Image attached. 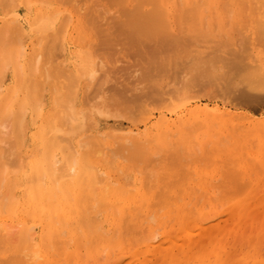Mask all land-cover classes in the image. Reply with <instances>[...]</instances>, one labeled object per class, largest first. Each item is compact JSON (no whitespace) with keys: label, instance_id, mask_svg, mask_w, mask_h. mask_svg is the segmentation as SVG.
<instances>
[{"label":"rangeland","instance_id":"rangeland-1","mask_svg":"<svg viewBox=\"0 0 264 264\" xmlns=\"http://www.w3.org/2000/svg\"><path fill=\"white\" fill-rule=\"evenodd\" d=\"M109 1L110 0H78V1L76 0H72V1L71 0H9V1L2 3L0 0V31L2 30L0 32V47H1L0 48V51H1L0 66H2L6 58L7 60L8 59L10 60V62L7 60L4 62L3 66L7 63L4 66V68L3 66L0 67V70H1L2 68L5 69V67L8 65L6 67L4 80L3 81L0 80V84H1L0 88L3 87L4 85V87L0 89V107L2 106V108L0 109V114H2L3 112V116L0 115V122H1L0 125L5 122L4 120H6V117H10V115H8L7 113L9 112L10 109L16 110V108L19 107L20 103L24 102L23 98H21L24 95L27 96V95L32 94L33 96H35L37 94V96L35 97L40 98L41 94H43L44 90H46L44 99L45 101H47V104L45 105V107H43L46 109L40 110V111H43L44 116L43 117L38 116V121H36L35 127L31 128L32 130L29 129L28 133L24 135L23 138H20V141H18L17 138L15 139L14 137L15 134L12 133L13 131L12 126L10 127L11 128L10 129L9 128L10 125L8 127L6 125L4 132L0 131V140H1L0 152L2 154L6 153V155L5 154L2 155L0 153V191H1L0 192L1 194L0 204H6L4 209L7 208L6 210H4L3 214L0 213V224L3 221L7 229L6 227L1 226L0 233L2 235L6 234L4 232V228L8 231V232L6 231L7 233L10 232V235H8V239L6 237L7 235L6 236L3 235L5 237L6 242L5 240L3 241V239L1 238V240L5 243L0 246H3L2 249L5 248L6 250H8L9 248L10 252L6 251L7 253L9 252L8 255L12 254L10 255L9 258L16 255L18 262L15 257L11 258L15 260L13 262V260H10L8 259V257H6L8 255L4 256L5 254H1V251H0V254L4 258L6 257V259L4 260L8 259L10 261L9 264H13V263L15 264L17 263L18 264H62V262L63 264H138L140 261L142 263H139V264H145V263L146 264H155V263L156 264L158 263L159 264H171L172 259H170L169 255L166 256L168 254V250L166 251V248L168 249L169 246L177 244L175 242H178V241H179L178 243H180L181 241L184 242L186 239L185 234L187 231L193 232L194 235H197L198 233L195 232V230H198L199 232L202 230V228L207 229L208 227H210L209 229L212 232L207 229V233L210 232L212 233V235L208 233L211 235L209 236L207 233H205L206 236L202 238L203 242L200 245L201 248L197 250L199 251V253L195 252L194 254L196 258L195 257L191 258L192 255L189 258L190 264H264V101L257 100V101H252V103H250L251 101L246 102L244 100H240L242 99V97L240 96L239 91L241 90V88H243L244 84L245 86H249L248 83L245 80L242 81L241 80L242 77H240V75H235V74L233 75L232 73L234 71L232 70H229L230 74H228L229 72L227 71L228 72L227 73L226 70H228L227 68L230 69V67H227L226 64L222 65L223 63L231 62L232 61L231 58H234V56L239 55L240 57L239 56L238 57L241 59L239 58L238 59L240 61L242 60V62L248 65L251 64L252 67L256 66V68L261 69L259 71L260 73H264L262 72L264 71L262 70L264 69V65H262L264 64V46H262L264 45V43H262L264 42V40H262L264 39V16H262L264 15V13H262L264 12V8H261V7L259 8L258 6L254 5L256 7V8L254 7L256 11L255 10L252 11L253 5H250L248 3L246 5V2L244 3L240 0L237 1L238 3L235 0H216V2L215 0H185V2L184 0L183 1L174 0L175 1L174 7H177V8H175L176 14H173V15L174 16L177 15V17L175 18L174 16H172L174 17L172 19L174 20L175 24L171 23L168 26L169 32L166 31L168 30L167 27L165 28V32L170 33L171 34V35L169 34L170 36L173 35L176 37L178 36L180 37V38L178 37L179 40L181 41L178 43L180 50L179 51L175 50L177 53H175V51L173 52V54L178 55V56L176 55L174 56L175 59L173 58L174 60H176L175 62L173 60L167 64H162L163 65L162 67L161 65H158L157 68L160 67L161 69L162 68L165 69V71H163V69L160 70L159 68V70L162 73L161 74L160 72H158L157 68L153 66V63L150 64L151 62L150 57L149 56L146 57L148 54L147 55L141 54V53L145 54V52L148 53V51L144 52L142 49H145V47L149 46V44H147V46L145 47H142L143 45H140V44L141 43L144 44L145 43L144 41H143L144 43L142 41L141 43H139L140 41L136 40L138 43H135L136 41L133 43L134 41L133 39H132V42L130 41L131 43L129 42L128 44V39L129 37H131V36H128L130 32L129 31L130 27L124 28L123 24H120L122 21L124 22L127 19V18H124L125 17L124 14H123L124 17L122 16L123 18L122 17L120 18V15H121L120 13L122 12L126 13L128 9L129 10L132 9L130 7H134L137 1L136 0H118V1L115 0L116 1L115 3L114 0H111L110 3L112 2L113 3V4L111 3L112 5L108 3ZM183 2L186 3V5L188 4L187 7L183 4ZM6 3H8L9 5H6ZM130 4H133V6L132 5L130 6ZM151 4L152 3L147 5L146 3L145 5H140V7L142 6V8H140V12L142 10L147 11V9L150 8ZM197 4L199 5L202 4L201 11L202 10H205V11L204 12L199 11L198 12L199 15L198 13H196V14H192V16L191 15L185 16V18L183 17L184 18L183 20L180 18L182 16V13H185L191 7H195V5L197 6ZM73 6L75 9L73 8ZM245 7L247 10H245ZM77 8H80L81 12L82 11L84 12L80 14L79 13L80 9L78 10V12L77 11L75 12ZM82 8H84V10H82ZM126 8L128 9L126 10ZM257 9L259 10V12H257L258 11ZM179 11H181V14H179L180 13ZM252 13H253V16H252ZM85 15L87 16L90 15V16L86 17L87 18L86 19L84 17ZM178 15H180V17H178ZM93 16L98 19L96 18L94 19ZM38 18L39 19L44 18V19L40 20L41 21L40 22ZM88 18L89 19L91 18L92 21H95L94 25H98L97 26L98 28L94 26L93 23H90L91 20H89ZM257 18L260 23L257 22ZM37 19L38 21H36ZM50 19H51V22H50ZM169 19H171V17ZM238 20L239 22H237ZM166 21L168 22V20ZM183 22L184 23L188 22V23L184 24ZM233 22H236V24H234ZM33 24H37V25H33ZM90 24H91V27L93 25V27L95 28L93 27L90 28ZM118 24L119 26H122L123 29L121 27L117 28ZM177 24H179L180 26ZM80 25L81 26L86 25V26L81 27ZM99 25L100 26L102 25V26L99 27ZM80 28H83V30ZM126 28L128 30H126ZM10 29L13 32H11ZM112 30H114L116 34ZM8 31H10V33ZM45 31H48V32L50 31V32L49 33L46 32L48 34L46 35ZM81 31H83L84 33L83 32L80 33ZM137 32L138 31H135V36L136 38L138 37V39L140 40L142 36L141 34L138 33L141 36L139 37V35H137ZM6 33L7 34L9 33L10 38L7 37L8 35ZM132 33H130V35ZM259 33L261 34L259 35ZM109 34L113 35V37L108 36ZM114 35L115 36L118 35L119 38L118 37L115 38ZM132 35L134 37V33ZM111 37L113 39L115 38L116 41L113 40ZM106 38L110 41V43L111 42L112 43L110 44L109 42H107L108 40ZM6 39H8L9 44L6 41ZM10 39L11 41H9ZM13 39L15 40L16 44L13 41ZM3 40H5L6 42ZM144 40L146 39L144 38ZM20 41H24L25 52H26L25 60L27 63H25V67L22 66V68L24 69L23 71H21L20 69L18 70L17 68L14 69L15 65L13 64L14 65L13 66L9 64V63H13L14 62L13 60L15 59V56L14 58L12 57L14 54H10L9 48H11L12 46L17 47V45L20 44ZM105 42H107L106 44L108 43L109 44L105 45ZM6 43L8 46L7 45L4 46V44ZM148 43H151V41H149ZM112 44L115 46H112ZM180 44L183 47L182 49L180 48L181 46ZM131 45L132 46L134 45V46L132 47ZM137 46L139 49L137 48ZM113 48L115 50H113ZM127 49L131 51L128 52ZM116 50H118L117 52L120 51L119 52L120 54L116 53ZM6 51H9V53ZM126 51L128 55L131 52L129 56H127V53H123ZM132 52H134L135 54L133 55ZM137 53H140V54H137ZM31 55L32 57H34V60H32L33 58L31 57ZM36 57L40 58V61L37 64V66L33 63L35 62ZM194 57H197V58H194ZM127 58H131V59H127ZM28 60H30L31 62L30 61L28 62ZM192 60H193V63L195 62L194 64L196 65L192 63ZM217 60L218 62H216ZM86 62L87 63L89 62V67H92V69H98V70L94 71L91 69L89 71L90 74L84 75L83 69H81L82 70L81 71L80 68L83 65V63H86ZM207 62H209L208 63L209 65L208 64L205 65V63ZM246 62H249V63H246ZM254 64H258V65H254ZM46 65H48V67ZM204 65L208 68L209 71L207 70L206 67H204ZM220 65L226 66L227 68L223 67V69H221ZM210 67H212L213 70H216V71L213 72L212 68ZM30 68L31 69L33 68L32 71ZM35 68L39 73L35 70ZM25 70H27V72ZM56 71L57 72L59 71V72L57 73ZM34 72L35 73L37 72V74H34ZM91 72H95V73H91ZM45 73H46V76L49 78L47 77L43 78L45 77L44 75ZM146 73L147 74L149 73V74L147 75ZM154 73L156 74V76ZM225 73L229 75L228 78L230 80L233 78L232 80L234 82L232 80H231L232 83L228 82L229 80L227 79L228 75L227 74H226L227 76L224 75ZM158 74L160 75L158 76ZM49 75H52V76L50 77ZM149 75L151 76V78L152 77L155 78L156 82H154V79H153L152 80L153 83H152ZM38 76H39V79H38ZM54 76H58V77L56 78ZM71 77L72 79L73 77H75L74 78L75 80L73 79V82L70 79ZM195 78H197V80ZM76 79L78 80L77 82H75ZM21 81H22V84L24 83L25 85V86L23 85L24 89L17 88L18 84H20ZM39 81H40V84H39ZM235 81L237 83H235ZM183 82L184 83L186 82V83L184 84ZM73 83H76V84H73ZM154 83H157L155 84L156 86H153ZM42 84H43V87H42ZM156 89L158 91H156ZM36 90L38 91L40 90V94ZM259 90L264 92V88H259ZM12 91H14L15 93ZM53 91H56V92L52 93ZM160 91L163 94L160 93ZM63 92L66 93L64 95L65 97L62 95ZM68 93L69 95H67ZM120 93L122 95H120ZM151 93H154V95L158 93L160 97L163 96L162 98L164 99L161 98L163 100L161 104L163 105H160L159 103L161 101V100H158L160 99V97L158 96L159 98L157 99L155 97L157 94L154 97H152L153 94L152 96H150ZM10 95L12 96L14 95V97L12 98V96ZM50 95L51 96L54 95V96L51 97ZM56 95H57L56 98L60 99L61 104L63 103L62 104V106L64 105L63 107L68 105L67 107H65V109H63L62 106H61L62 108L61 109L60 105L58 108L54 106L52 107L51 100ZM154 100L156 101L154 102ZM6 102L8 106L6 105ZM198 105L200 106V108H206V110H204L203 112L198 111V109L194 110L193 108H195V106H198ZM8 107H10L9 110L7 109ZM211 109L212 110L214 109V110L211 111ZM208 110L211 112H209ZM65 111H69V112H65ZM206 112L210 114H207ZM48 114L51 117H49ZM74 114L75 115L77 114L78 117L82 119L83 126H84L82 129L86 128L82 130L81 132L77 130L76 127H73V124L71 123V121L69 122L71 125L67 123L68 121L65 122L66 118L64 115L72 117V115ZM99 115L101 118L99 117ZM52 116H54L56 119ZM240 116L243 118H241ZM158 117L159 119L162 117H165V119H167L170 123H172L174 127L176 126L175 128L173 127L172 129L169 130L168 134L170 136L169 135L168 137L166 136L168 140L165 136H163L162 139L160 137H157L156 139L155 137V134H157L158 133L157 131H159L157 130V127H160L159 126L160 124L155 127L157 120L159 121V119H157ZM51 118L53 119L51 120ZM212 118L213 120H211ZM29 119L31 120V116ZM187 119H189V122H185L187 121ZM183 122H185L183 124L185 125V127L182 124H180ZM66 123L67 125L70 126L69 127L70 129H67L68 126L65 125ZM17 124L18 123H15V125ZM45 124L47 127H45ZM87 124L89 125L93 124L92 125L93 127L88 126ZM187 124L188 126L190 124V126L188 127ZM15 125H14V128H16ZM39 125L42 128L38 129ZM111 125L115 126L116 128H120V129L123 128V130H131V133H132L131 138H133L132 136H135L134 137L135 139L137 137L139 141L141 142L143 141V143L139 142V144L141 143V146L143 145L142 150L145 153L149 150L148 154H145L143 151H141L143 153L139 151L142 154V155L138 154L140 156L139 158V156H136L137 154L133 153V155L131 154L132 157L129 158L131 160L128 161V159L125 158V154L126 156L127 155L130 156V153L132 152L130 149H128L129 151L126 150L127 146L124 144H125V141L127 142L129 141V138L128 140H125V138H123L125 140L123 141V145L126 148L123 147L122 149L125 148V150H121L120 145L115 144V141L117 140L118 142L121 141V140L119 141L120 138L115 134L117 138L114 139L115 135H113L112 133L111 134L108 133L109 129L111 131ZM153 125L155 128L153 127ZM65 126H66V129H65ZM177 126L183 127L182 129L185 128V130H183L184 136L181 134L182 129L180 128L181 129L180 130L179 127ZM48 127L50 128L48 129ZM55 128H56V131L58 130L57 132H55L54 130ZM176 128H178L179 131L176 130ZM9 129L11 132L9 131ZM46 129H48L49 132H47ZM233 129L236 131V134H234L235 131ZM68 130H70V132H68ZM32 131L33 132L37 131L40 133V134L37 133L39 135V136L37 135V140H35L32 137V133H31ZM255 131H258V132H255ZM8 132H10L9 133L10 135L13 134L14 138L12 136H9ZM61 133L62 135H60ZM173 133L178 134L179 136L178 135L176 136ZM244 133H246V135ZM64 134L67 135V138L69 137L68 140L66 139V136L63 137ZM133 134H136V135H133ZM180 135H182V137L185 139H188L189 137V140L183 141L182 140L183 138L181 139ZM88 136L95 139V140L92 139L94 142H91ZM57 137L59 138L57 139ZM152 138L153 139L155 138L154 140L155 143H153ZM84 141L86 142L85 145L81 146L80 143ZM147 141L150 142L151 146L148 145ZM68 142L70 145L67 144ZM96 142L97 144H95ZM144 142H146L147 146H144L146 145L144 144ZM193 142H196L197 144L194 145ZM16 143L17 144L19 143V144L17 145ZM181 143L183 144L186 143L188 145H182ZM11 144L13 147L10 146ZM46 144L50 145L48 149H50L53 153H55L56 149H58L53 157L54 158L53 161L56 162V164H53V166H56V168H59L58 166H61L62 163L63 164L66 163L65 162L66 159L69 160V158L71 159V157H74V155L80 154L78 156L79 162L80 161L82 162L81 158L84 157L85 159H83L84 162H82V164L86 163L85 165L87 166V163H90L92 167L96 169V170L92 169L94 170L92 172H94L96 176H99V179L97 177L98 181L95 179L96 178L95 176V178L92 180L91 185H88V180L86 179L88 176L86 174L84 175L81 174L80 179H78L79 177L75 178L74 179L75 184L72 185L73 187L72 189H76V188L79 189L80 190L79 193L81 194L76 197L71 191V193L73 194V198H72V195L70 198V194H71L70 191H69V194L68 193L65 194L64 193L65 191H62V188H58V189L54 188V184L51 181L50 177H49L50 179L44 178L47 182L44 184L45 187L41 188L43 185V182L41 180V174L46 171L45 168L47 165L51 164V160L49 161V159L46 158L42 166H40V168L36 169L35 171H34L33 163L37 161L38 157L42 156L43 151L45 150V147L47 146ZM92 144H95V146L97 145L96 146L97 148L92 147ZM80 146H81V150L80 152H77L80 149L77 147H80ZM222 146H224V148ZM18 147H21V148H18ZM109 148L110 149L112 148L111 150H114L113 148H116L115 149L116 152H119L121 150L119 152L120 155L118 153H117L118 156L115 155L114 154L116 153L115 150L110 151ZM149 148H153V149H149ZM218 148H219V151H218ZM18 149H19V152H18ZM105 149H107V152L105 151ZM208 149H210V151ZM154 150L157 153H155ZM211 150L212 151L215 150V151L211 152ZM72 151H75L74 155H73L74 152ZM162 151L165 153H163ZM196 151H197V154H196ZM90 153H92V155ZM167 153L169 155L175 153V155L172 157L178 158L176 159L177 161L179 160L178 162L177 161L174 162V164L178 166H175V165L171 166L173 169L169 166V164L171 163L167 161L168 157H169V160L171 159V156L167 155ZM87 154H89L90 156ZM112 154H114V156ZM134 154L136 158L134 157ZM178 154H181V156ZM15 155L17 156L19 155V157ZM145 155L146 156L150 155V156L146 157ZM88 156L91 158L89 159ZM120 156L123 158H121ZM156 156H159L160 159H156ZM209 156L211 158H209ZM8 157L10 158V160ZM141 157L144 159H142ZM163 157H165V159ZM138 160L141 162L143 160V162L141 163ZM146 160L147 161L149 160V162H147ZM205 160L206 162H210V163H206ZM209 160H212V162ZM18 161L19 163H17ZM161 161L163 162L161 163ZM6 162L8 164L10 163V165H7ZM165 162H169V163L166 164ZM159 164H161L162 167ZM17 167L19 171L17 170ZM165 167L166 169L168 168L169 169L166 171ZM15 170L17 171L14 172ZM40 170L41 171L44 170V171L42 173H39L41 172ZM139 170H142V171H139ZM144 170L148 172L149 174L146 173ZM178 170L180 173H182L183 176H186V178L184 177L185 180H183L180 186V188H183L182 192H178L179 188H177L178 190L177 189L173 190L176 196H178L179 195L178 193H180L178 197H181V198L179 199V201L176 198L177 200V201L175 200L176 202L175 201L170 202V200L169 201L167 200L169 199L168 196L172 195V193L169 195L161 193L160 189L158 190V187L161 188L160 185L162 184H157L155 180L159 181L158 183H161L160 181H163V180L165 181L166 179L160 180L158 179V177L159 178L164 177L165 174H168L171 172L179 173ZM95 171L97 172L95 173ZM102 172L103 173L105 172L103 180L100 179L102 178L101 177L103 174ZM136 172L139 174H137ZM144 172L146 175H144ZM151 172L154 175H152ZM155 172L157 173V175L155 174ZM164 172L166 173L163 174ZM31 174L33 176H31ZM37 175L40 177V178L37 177L39 181L35 180ZM147 175L149 176V178L147 177ZM160 175H163V176H160ZM182 175L180 174L179 176H182ZM154 176L157 179H155ZM2 177L3 179H1ZM141 177H142V180H144L146 177L145 179L146 183H144L145 181L141 180ZM69 179L70 178L67 177L65 181H68ZM147 179H150V182ZM60 181L62 182L64 180H60ZM76 181L79 183L77 184ZM34 182L36 184L33 185ZM38 182L40 183L41 186L39 185ZM51 183L53 184V187H52L53 190L51 187H49L50 185H52ZM143 183L147 184L146 185L147 190L149 188H152L150 189L151 191L148 190L150 192H147V190H144L145 188L143 187H146V186H142ZM113 184L115 185L111 186ZM107 185L109 186L110 192L112 189L111 194L109 193V191L107 192V194L105 193V187L107 188L108 187ZM150 185H153V186H150ZM29 186L31 187V189ZM121 186H122V189H121ZM38 187L41 189H39ZM46 188H48L49 192L47 191ZM153 188H156V189H153ZM54 189L58 191L59 193L57 192L58 193L57 194ZM119 189L126 190V193H124L123 191L121 192ZM128 189L130 191L133 190L131 191L132 193L131 192L129 193ZM135 189H137L138 191ZM43 190L46 192L44 193ZM103 190H104V193H103ZM39 191L41 194L40 196L38 193ZM140 191L143 193H141ZM161 191H163V189ZM127 192L129 194H133L134 196L132 195H129V197L126 196L128 195ZM157 192H160V194ZM221 192L226 193V196L225 194ZM98 193L100 195H98ZM4 194L7 195V197L4 196ZM156 194L158 196H156ZM216 194L219 197L216 196ZM106 195L111 198L106 197ZM10 196L12 199L10 198ZM48 196L50 197V199ZM3 197L6 198L7 200L4 199ZM215 197H217V199L219 198V200H217ZM13 198L16 200H13ZM174 198L172 197V201ZM45 199H47L46 201L49 204L45 201ZM95 200H96V203H95ZM13 201H16V202H13ZM197 201H199V204L197 203ZM8 202H11L10 205L12 208H14L13 209L14 211L10 210L11 208ZM168 202L169 204H167ZM144 203L146 205L148 204V207L145 205L146 206L145 208ZM151 203L153 206H151ZM195 203L198 204L197 207L200 209V215H199L200 223L198 221H195V222H191L187 226H181V224H179L180 221H177L175 216L177 215V213L183 212L185 210H186L185 212L189 211L190 209H192ZM12 204H14L15 206ZM58 204L60 205L64 204L70 208H74L76 207V205L77 206L80 205V206L76 207L75 213H73L74 211L70 212L68 209L62 210L60 208L61 209L60 210L58 207ZM82 204L84 205L87 204V205L84 206ZM123 204L125 205L123 206ZM163 204H166V205L163 206ZM110 205L114 207H111ZM115 206H117V208ZM137 206L140 208L138 209ZM83 207L85 208L84 209L85 212H83V209H82ZM103 207L107 209H104ZM128 207L130 208L132 207V208L128 209ZM54 208L57 211L54 210ZM113 209H114V212H113ZM115 209L119 211L115 212ZM133 209H135L136 211H133ZM6 211L8 212L6 213ZM152 211H153V215L152 213H149ZM23 212H25V214H23ZM55 212L58 214H56ZM129 213L130 215H128ZM136 213H137L138 218L140 217L139 219L137 218ZM148 213L149 215L150 214L151 215L148 216ZM132 214H135V215H132ZM13 215L15 216L13 217ZM81 215L83 218V222H82L83 224L79 225L80 223L79 217L81 218ZM188 216H193V215L191 214ZM86 217L91 218V219L89 218L87 221L89 225H87L85 221ZM40 218L42 219V221ZM38 219H39V222L36 221ZM137 219L140 223L137 221ZM150 219L152 221L154 220V222H152L153 224L151 223ZM132 220H135V221L133 222ZM34 221L37 223H35ZM175 223L176 225L178 223L177 227ZM42 227L44 228L42 229ZM218 228H220V230H218ZM52 230L55 232V234L54 232H52ZM92 231L94 232L92 233ZM125 233L127 235H125ZM29 236L33 237L32 242L25 240L26 242L23 243L22 237H25L26 239ZM94 236H97V237H94ZM169 236L171 237L169 238ZM42 238H43V241H42ZM137 238H139V240ZM33 243L40 244V245H38L37 248H33L32 246ZM165 243L169 245H165ZM33 249L37 250L40 253V254L38 253L40 259H37V260L33 259L32 257L33 253L31 252L33 251ZM161 249H162V253H161ZM2 251H5V250H2ZM2 253H5V252H2ZM196 253H198V256L196 255ZM19 255L21 256L18 257ZM165 260H167V263ZM11 261L13 263H11Z\"/></svg>","mask_w":264,"mask_h":264},{"label":"bare ground","instance_id":"bare-ground-1","mask_svg":"<svg viewBox=\"0 0 264 264\" xmlns=\"http://www.w3.org/2000/svg\"><path fill=\"white\" fill-rule=\"evenodd\" d=\"M3 0H1V2H2ZM6 1H9V0H4L2 3H4V2H6ZM72 1V0H71ZM76 1H78V0H76ZM111 1V0H110ZM110 1L108 2V3H110ZM115 1V0H114ZM116 1H118V0H116ZM116 1H115V3H116ZM137 1V3H135V6L134 7H130V8H132V9H128V8H126V10L128 9V11H126V13H124V12H122V13H120L121 15H120V18L123 16V14H124V18H127L126 19V21H122L120 24H123V26H124V28L125 27H127V28H129L130 27V29H129V34H128V36H131V37H129V39H128V44H129V42L131 41L132 42V39L134 40L133 41V43L136 41V40H138V41H140L139 43H141V41L143 42H147L146 43V45H145V43L144 44H140V45H143L142 47H145V46H147V44H149V46H147V47H145V49H142L144 52L145 51H148V53H146L145 52V54L144 53H141V54H143V55H147L146 57H150V64H152L153 63V66H155L156 68L158 67V65H161V67L163 66L162 64H167V63H169V62H171V61H173L174 59H175V55L176 56H178L177 54H173V52L176 50V51H179L180 49H179V42H181L180 40H179V38L178 37H176V36H170L171 34L170 33H168L169 32V28H168V26L171 24V23H174L175 24V22H174V20L172 19V18H176L177 17V15L176 16H174L173 14H176V10H175V8H177V7H174V5H175V1L174 0H136ZM180 1H183V0H180ZM236 2L238 1V0H235ZM240 1H242V2H246V5H247V3L248 4H250V5H253V10L252 11H254L255 10V6L254 5H256V6H258L259 8L261 7V8H264V0H240ZM239 1V2H240ZM69 2V1H68ZM68 2H67V4H68ZM119 2H121V1H119ZM184 2H185V0H184ZM183 2V4L187 7V5H186V3H184ZM198 2V1H197ZM205 2V1H204ZM215 2H216V0H215ZM62 3H63V1H62ZM65 3V2H64ZM112 3V2H111ZM110 3V4H111ZM114 3V4H115ZM118 3V2H117ZM143 3V4H142ZM147 3V5H149L150 3H152L151 4V6H150V8L149 9H147V11H143L142 9V11L140 12V8H142V6L140 7V5H145V4ZM191 3V2H190ZM238 3V2H237ZM243 3V4H244ZM73 4H74V2H73ZM113 4V3H112ZM111 4V5H112ZM134 4V3H133ZM133 4H130V6L132 5L133 6ZM177 4H178V2H177ZM228 4V3H227ZM3 5H5V4H3ZM6 5H9L8 3H6ZM146 5V6H147ZM192 5V4H191ZM199 4H197V6L195 5V7H189L190 9L188 10V11H186L185 13H182V16L180 17V15H178V17H180L182 20L185 18V16H192V14H196V13H198L199 11L200 12H204L205 10H202L201 11V6H202V4L201 5H199ZM213 5V4H212ZM214 5H216V4H214ZM245 5V6H246ZM27 6V5H26ZM26 6H25V8H26ZM230 6V5H229ZM236 6H237V4H236ZM90 7H91V5H90ZM211 7V6H210ZM242 7V6H241ZM247 7V6H246ZM246 7H245V10H247L246 9ZM252 7V6H251ZM250 7V8H251ZM255 7V8H254ZM5 8V7H4ZM7 8V7H6ZM24 8V7H23ZM73 8H74V6H73ZM80 8H81V6H80ZM80 8H77L76 10H75V12L77 11L78 12V10L80 9ZM124 8V7H123ZM180 8V7H179ZM219 8V7H218ZM229 8V7H228ZM75 9V8H74ZM92 9V8H91ZM90 9V10H91ZM93 9H94V7H93ZM125 9V8H124ZM182 9V8H181ZM213 9V8H212ZM82 10H84V8H82ZM219 10V9H218ZM258 10V9H257ZM93 11V10H92ZM91 11V12H92ZM119 11H121V10H119ZM237 11V10H236ZM256 11V10H255ZM82 12H84V11H82ZM81 12V9L79 10V13L81 14L82 13ZM90 12V11H89ZM96 12V11H95ZM175 12V13H174ZM180 13L179 14H181V11H179ZM257 12H259V10L257 11ZM60 13V12H59ZM178 13V12H177ZM215 13V12H214ZM229 13V12H228ZM262 13H264V12H262ZM261 13V14H262ZM45 14V13H44ZM66 14H67V12H66ZM95 14V13H94ZM43 15V14H42ZM53 15V14H52ZM92 15V14H91ZM198 15H199V13H198ZM215 15V14H214ZM39 16H41V15H39ZM44 16V15H43ZM65 16H67V15H65ZM90 16V15H89ZM89 16H87V15H85L84 17L86 18V17H89ZM172 16H174V17H172ZM209 16V15H208ZM239 16V15H238ZM252 16H253V13H252ZM262 16H264V15H262ZM35 17V16H34ZM122 17V18H123ZM171 17V19H169ZM184 17V18H183ZM196 17V16H195ZM194 17V18H195ZM255 17H256V15H255ZM258 17V16H257ZM259 17H260V15H259ZM40 18V17H39ZM38 18V19H39ZM45 18V17H44ZM44 18H41V19H39V21L40 20H42V19H44ZM93 18L95 19L96 17H94L93 16ZM119 18V17H118ZM119 18V19H120ZM38 19L36 20V21H38ZM68 19V18H67ZM84 19V18H83ZM87 19V18H86ZM89 19V18H88ZM96 19H98V18H96ZM229 19V18H228ZM231 19V18H230ZM234 19V18H233ZM256 19V18H255ZM260 19V18H259ZM31 20H33V19H31ZM89 20H91L90 21V23H93V25H94V22L95 21H92V19L90 18ZM166 20H168V22H170V23H168ZM197 20V19H196ZM241 20V19H240ZM244 20V19H243ZM246 20V19H245ZM252 20V19H251ZM15 21V20H14ZM121 21V20H120ZM189 21H191V20H189ZM234 21V20H233ZM41 22V21H40ZM47 22H48V20H47ZM50 22H51V19H50ZM86 22V21H85ZM88 22V21H87ZM177 22H179V21H177ZM212 22H214V21H212ZM237 22H239V20L237 21ZM247 22V21H246ZM257 22H259L258 21V18H257ZM33 23H35V22H33ZM39 23V22H38ZM105 23V22H104ZM104 23H103V25H104ZM117 23V22H116ZM184 23V22H183ZM186 23H188V22H185L184 24H186ZM234 24H236V22H233ZM260 23V22H259ZM88 24V23H87ZM180 24V23H179ZM179 24H177V25H179ZM182 24V23H181ZM253 24H255V23H253ZM32 25V24H31ZM33 25H37V24H33ZM59 25V24H58ZM82 25V24H81ZM80 25V26H81ZM89 25V24H88ZM93 25H92V27H93ZM108 25V24H107ZM262 25V24H261ZM80 26H78V27H80ZM83 26H86V25H83ZM83 26H81V27H83ZM94 26H98V25H94ZM102 26V25H101ZM100 25H99V27H101ZM180 26V25H179ZM88 27V26H87ZM91 27V24H90V28H92ZM122 28L123 29V27L122 26H119V24H118V27L117 28ZM167 27V29L168 30H166V31H168V32H165V28ZM244 27V26H243ZM11 28H13V27H11ZM15 28V27H14ZM18 28V27H17ZM93 28H95V27H93ZM98 28V27H97ZM116 28V29H117ZM126 28V30H128ZM176 28H177V26H176ZM235 28V27H234ZM7 29V28H6ZM16 29V28H15ZM35 29V28H34ZM58 29V28H57ZM78 29V28H77ZM80 29H82L83 30V28H80ZM110 29V28H109ZM252 29H254V28H252ZM256 29V28H255ZM37 30V29H36ZM38 30H39V28H38ZM37 30V31H38ZM41 30V29H40ZM96 30V29H95ZM103 30V29H102ZM132 30V31H131ZM138 31L137 32V35H139V34H141V36L139 35V37H141L140 38V40L138 39V37L136 38V36H135V31ZM178 30V29H177ZM258 30V29H257ZM2 31V30H1ZM0 31V32H1ZM7 31V30H6ZM10 31H11V29H10ZM10 31H8L9 33H10ZM17 31H18V29H17ZM85 31V30H84ZM111 31V30H110ZM114 33H115V31L114 30H112ZM11 32H13V31H11ZM39 32V31H38ZM46 32H48V31H45V34L46 35H48ZM50 32V31H49ZM48 32V33H49ZM83 31H81L80 33H82ZM127 32V31H126ZM134 33V37H133V33ZM253 32V31H252ZM255 32V31H254ZM261 32V31H260ZM9 33L7 34L8 36L7 37H9ZM80 33H78V34H80ZM84 33V32H83ZM114 33H112V34H114ZM123 33H125V32H123ZM130 33H132L131 35H130ZM139 33V34H138ZM262 33V32H261ZM261 33H259V35L261 34ZM116 34V33H115ZM170 34V35H169ZM12 35V34H11ZM96 35V34H95ZM108 36H112L113 37V35H108ZM6 37V36H5ZM4 37V38H5ZM49 37V36H48ZM53 37V36H52ZM52 37H51V39H52ZM81 37V36H80ZM106 37V36H105ZM111 37V38H112ZM114 37L116 38V37H118V35L117 36H115L114 35ZM133 37V38H132ZM10 38V37H9ZM42 38V37H41ZM40 38V39H41ZM62 38V37H61ZM107 38H109V37H107ZM106 38V39H107ZM115 38L113 39V40H115ZM119 38V37H118ZM128 38V37H127ZM130 38H131V40H130ZM144 38L146 39V40H144ZM15 39V38H14ZM13 39V41L15 42V40ZM18 39H19V37H18ZM80 39H82V38H80ZM104 39V38H103ZM254 39V38H253ZM23 40V39H22ZM84 40V39H83ZM108 40V39H107ZM112 40V41H113ZM262 40H264V39H262ZM3 41H5V40H3ZM6 41L8 42V39H6ZM5 41V42H6ZM9 41H11V39L9 40ZM25 41V40H24ZM24 41H20V44L19 45H17V47H14V46H12L11 48H9V50H10V54H14L12 57L14 58V56H15V59L13 60L14 62L13 63H9V64H11V65H15V68L14 69H20L21 71H23L24 69L22 68V66L23 67H25V63H27L26 62V60H25V46H24ZM49 41H51V40H49ZM105 41V40H104ZM116 41V40H115ZM149 41H151V43H148ZM255 41V40H254ZM13 42V43H14ZM39 42V41H38ZM107 42H109L110 43V41L108 40ZM107 42H105V45H108V44H106ZM120 42V41H119ZM130 42V43H131ZM153 42V43H152ZM261 42V41H260ZM12 43V42H11ZM18 43V42H17ZM104 43V42H103ZM112 43V42H111ZM110 43V44H111ZM116 43V42H115ZM135 43H138L137 41L135 42ZM253 43V42H252ZM262 43H264V42H262ZM8 44H9V42H8ZM15 44H16V42H15ZM36 44V43H35ZM97 44H98V42H97ZM122 44V43H121ZM235 44V43H234ZM243 44V43H242ZM241 44V45H242ZM3 45V44H2ZM5 45H7V43L6 44H4V46ZM39 45V44H38ZM138 45V44H137ZM181 45V44H180ZM247 45V44H246ZM255 45V44H254ZM8 46V45H7ZM16 46V45H15ZM110 46V45H109ZM112 46H115V45H113L112 44ZM120 46V45H119ZM132 46V45H131ZM134 46V45H133ZM132 46V47H133ZM236 46V45H235ZM262 46H264V45H262ZM14 47V48H13ZM58 47V46H57ZM95 47V46H94ZM141 47V48H142ZM1 48V47H0ZM93 48V47H92ZM135 48V47H134ZM137 48H138V46H137ZM180 48L182 49L183 47H182V45L180 46ZM4 49V48H3ZM6 49V48H5ZM100 49V48H99ZM117 49V48H116ZM139 49V48H138ZM147 49V50H146ZM62 50V49H61ZM98 50V49H97ZM105 50V49H104ZM113 50H115L114 48H113ZM126 50V49H125ZM128 50V52L129 51H131V50H129V49H127ZM134 50V49H133ZM132 50V51H133ZM184 50V49H183ZM228 50V49H227ZM244 50H245V48H244ZM4 51V50H3ZM60 51V50H59ZM108 51V50H107ZM106 51V52H107ZM110 51V50H109ZM118 50H116V53H118V54H120L119 52H117ZM136 51V50H135ZM134 51V52H135ZM139 51V50H138ZM142 51V52H143ZM175 51V53H177ZM6 52H8L9 53V51H6ZM12 52V53H11ZM93 52H95V51H93ZM104 52V51H103ZM113 52V51H112ZM134 52H132V54L134 55L135 53ZM140 52H141V50H140ZM237 52V51H236ZM241 52V51H240ZM249 52V51H248ZM0 53H1V51H0ZM53 53V52H52ZM110 53V52H109ZM122 53V52H121ZM123 53H127V51L126 52H123ZM122 53V54H123ZM131 53V52H130ZM130 53H129V55H130ZM2 54H4V53H2ZM61 54H63V53H61ZM115 54V53H114ZM131 54V55H132ZM137 54H140V53H137ZM242 54V53H241ZM240 54V55H241ZM252 54V53H251ZM39 55V54H38ZM37 55V56H38ZM52 55V54H51ZM55 55H57V54H55ZM95 55V54H94ZM128 55V53H127V56H129ZM199 55V54H198ZM235 55V54H234ZM233 55V56H234ZM245 55H246V53H245ZM108 56V55H107ZM125 56H126V54H125ZM136 56V55H135ZM168 56H170V57H168ZM204 56V55H203ZM239 55H236V56H234V58H231L232 59V61L231 62H228V63H223L222 65H224V64H226V66L227 67H230V69L229 68H227L226 66H221L220 65V68L221 69H223V67L225 68H227L228 70H226V72L228 71L229 72V70H232V71H234L232 74L234 75H240V77H242V81L243 80H245L247 83H248V85L250 86H245V84H244V86H243V88H241V90L239 91V93H240V96L242 97V99H240V100H244V101H246V102H250V103H252V101H257V100H261V101H264V99H262V98H264V92H262L261 90H259V88H264V73H260L259 71L261 70V69H258V68H256V66H254V67H252L251 66V64L250 65H248V64H245L244 62H242V60L240 61L239 59H241V58H239L238 57ZM31 57H32V55H31ZM253 57V56H252ZM33 58V59H32ZM31 59L32 60H34V57H32ZM107 58H109V57H107ZM111 58V57H110ZM174 58V59H173ZM194 58H197V57H194ZM213 58V57H212ZM239 58V59H238ZM251 58V57H250ZM5 59V58H4ZM127 59H131V58H127ZM193 59V58H192ZM211 59V58H210ZM218 59H220V58H218ZM225 59H227V58H225ZM234 59V60H233ZM260 59V58H259ZM7 60V58L4 60V62ZM22 60V61H21ZM199 60V59H198ZM204 60V59H203ZM207 60V59H206ZM213 60V59H212ZM211 60V61H212ZM216 60V59H215ZM214 60V61H215ZM247 60V59H246ZM7 61H9L10 62V60L8 59ZM18 61H20V62H18ZM30 60H28V62H29ZM39 61H40V58L39 57H36L35 58V62H33L36 66H37V64L39 63ZM80 61V60H79ZM128 61V60H127ZM176 60H174V62H175ZM194 61H196V60H194ZM220 61H222V60H220ZM224 61V60H223ZM4 62H3V64H4ZM31 62V61H30ZM91 62V61H90ZM139 62V61H138ZM141 62H143V61H141ZM200 62V61H199ZM203 62V61H202ZM216 62H218V60L216 61ZM226 62V61H225ZM95 63V62H94ZM145 63V62H144ZM143 63V64H144ZM192 63H193V60H192ZM195 63V62H194ZM193 63V64H194ZM209 62H207V63H205V65L206 64H208ZM211 63V62H210ZM215 63V62H214ZM213 63V64H214ZM246 63H249V62H246ZM255 63V62H254ZM3 64H2V66H3ZM7 64V63H6ZM5 64V65H6ZM98 64H99V62H98ZM142 64V63H141ZM146 64V63H145ZM199 64V63H198ZM4 65V66H5ZM13 65V66H14ZM90 65H91V63H90ZM147 65V64H146ZM194 65H196V64H194ZM204 65V67H206ZM209 65V64H208ZM254 65H258V64H254ZM262 65H264V64H262ZM2 66H0V67H2ZM4 66H3V68H4ZM8 66V65H7ZM6 66V67H7ZM34 66V65H33ZM39 66V65H38ZM47 67H48V65H46ZM80 66V65H79ZM148 66V65H147ZM212 66V65H211ZM215 66V65H214ZM216 66H217V64H216ZM6 67H5V69H1L0 70V80H4V77H5V72H6ZM29 67V66H28ZM97 67H98V65H97ZM140 67V66H139ZM231 67H232V69H231ZM41 68V67H40ZM96 68V67H95ZM160 68V67H159ZM159 68H157V70H158V72H160L161 73V71L160 70H162L161 68H160V70H159ZM166 68V67H165ZM201 68V67H200ZM207 68V67H206ZM205 68V69H206ZM210 68H212V67H210ZM216 68V67H215ZM261 68V67H260ZM8 69V68H7ZM13 69V68H12ZM31 69V68H30ZM33 69V68H32ZM32 69H31V71H32ZM38 69V68H37ZM42 69V68H41ZM49 69V68H48ZM81 69H83V73H84V75H88V74H90V70L92 69V67H89V62L87 63H83V65L81 66V68H80V70ZM143 69V68H142ZM10 70V69H9ZM27 70H29V69H27ZM27 70H25L26 72H27ZM35 70H36V68H35ZM34 70V71H35ZM92 70H98V69H92ZM155 70V69H154ZM207 70H208V68H207ZM212 70H213V68H212ZM262 70H264V69H262ZM37 71V70H36ZM54 71V70H53ZM82 71V70H81ZM163 71H165V69H163ZM209 71V70H208ZM214 71H216V70H213V72ZM223 71V70H222ZM38 72V71H37ZM37 72L35 73L34 72V74H37ZM46 72V71H45ZM57 72V71H56ZM59 72V71H58ZM57 72V73H58ZM80 72V71H79ZM227 72V73H228ZM262 72H264V71H262ZM39 73V72H38ZM47 73V72H46ZM46 73L44 74L45 75V77H43V78H46L47 76H46ZM56 73V74H57ZM82 73V74H83ZM91 73H95V72H91ZM195 73V72H194ZM227 73H225L224 75H226ZM51 74V73H50ZM55 74V75H56ZM147 74V73H146ZM145 74V75H146ZM149 74V73H148ZM147 74V75H148ZM155 74V73H154ZM162 74V73H161ZM209 74V73H208ZM211 74V73H210ZM216 74V73H215ZM228 74H230V72L228 73ZM227 74V75H228ZM231 74V75H232ZM8 75V74H7ZM30 75H32V74H30ZM58 75V74H57ZM152 75V74H151ZM160 74H158V76H159ZM214 75V74H213ZM223 75V76H224ZM226 75V76H227ZM50 77L52 76V75H49ZM90 76V75H89ZM150 76V75H149ZM148 76V77H149ZM154 76V75H153ZM155 76H156V74H155ZM54 77H58V76H54ZM53 77V78H54ZM229 77V75L227 76V79H229L228 78ZM7 78V77H6ZM8 78H9V76H8ZM21 78V77H20ZM47 78H49V77H47ZM75 77H73V79H74ZM86 78V77H85ZM150 78H151V76H150ZM239 78V77H238ZM24 79V78H23ZM38 79H39V76H38ZM71 80H72V82H73V79H72V77L70 78ZM69 79V80H70ZM154 79V82H156L155 81V78H151V81ZM184 79V78H183ZM196 80H197V78H195ZM233 79V78H232ZM231 79V80H232ZM10 80V79H9ZM75 80V79H74ZM117 80V79H116ZM217 80V79H216ZM231 80L229 79L228 80V82H231ZM32 81H33V79H32ZM38 81V80H37ZM78 80L76 79V81L75 82H77ZM183 81V80H182ZM187 81V80H186ZM214 81H215V79H214ZM233 81V80H232ZM71 82V83H72ZM103 82V81H102ZM117 82V81H116ZM196 82V81H195ZM234 82V81H233ZM240 82V81H239ZM26 83V82H25ZM104 83V82H103ZM152 83H153V81H152ZM184 83V82H183ZM186 83V82H185ZM184 83V84H185ZM198 83V82H197ZM232 83V82H231ZM235 83H237L236 81H235ZM243 83V82H242ZM21 84V85H20ZM20 84H18V86H17V88H21V89H24L23 87L25 86L24 85V83L22 84V81L20 82ZM37 84V83H36ZM39 84H40V81H39ZM68 84H70V83H68ZM73 84H76V83H73ZM155 84H157V83H154L153 84V86H156ZM24 85V86H23ZM183 85V84H182ZM188 85V84H187ZM247 85V84H246ZM251 85H253V86H251ZM0 86H1V84H0ZM40 86V85H39ZM64 86V85H63ZM100 86V85H99ZM121 86V85H120ZM166 86V85H165ZM236 86H237V84H236ZM242 86V85H241ZM3 87H4V85H3ZM3 87H1V88H3ZM14 87V86H13ZM34 87V86H33ZM42 87H43V84H42ZM72 87H73V85H72ZM116 87V86H115ZM162 87H163V85H162ZM193 87V86H192ZM0 88V89H1ZM17 88H15V89H17ZM152 88V87H151ZM34 89H36V88H34ZM53 89V88H52ZM62 89H63V87H62ZM124 89V88H123ZM154 89H155V87H154ZM164 89V88H163ZM20 90V89H19ZM111 90V89H110ZM149 90V89H148ZM165 90V89H164ZM15 91V90H14ZM14 91H12V92H14ZM36 91H38V90H36ZM64 91H65V89H64ZM69 91H71V90H69ZM128 91V90H127ZM153 91V90H152ZM155 91V90H154ZM156 91H158L157 89H156ZM155 91V92H156ZM234 91H236V90H234ZM54 92H56V91H53L52 93H54ZM126 92V91H125ZM151 92V91H150ZM238 92V91H237ZM15 93V92H14ZM32 93V92H31ZM38 93L40 94V90L38 91ZM64 93V92H63ZM62 93V95L64 96L66 93H64L63 94ZM160 93H162L161 91H160ZM164 93H165V91H164ZM34 94V93H33ZM45 94H46V90H44V92H43V94H41V96H40V98L39 97H35V96H37V94L35 95V96H33L32 94L31 95H24L23 97H21V98H23V100H24V102L22 103H20V105H19V107H17L16 108V110L14 109H10V107H8L7 109L9 110V112H7L8 113V115H10V117H6V120H4L5 122L4 123H2L1 125H0V131L1 132H4V130H5V128H6V125H7V127L9 126V128L12 126L13 127V131H12V133H14L15 134V139L17 138L18 139V141H20V138H23L24 137V135H26L27 133H28V130L29 129H31V128H34L35 127V124H36V121H38V116H40V117H43L44 115H43V111H40V110H45L46 108H43V107H45V105L47 104V101H45V99H44V97H45ZM56 94V93H55ZM141 94V93H140ZM146 94V93H145ZM152 94H153V96H152ZM157 94V95H156ZM155 95H154V93H151L150 94V96H152V97H156L157 99L160 97L159 95H158V93H156ZM163 94V93H162ZM61 95V94H60ZM67 95H69V93L67 94ZM120 95H122L121 93H120ZM134 95V94H133ZM161 95V94H160ZM10 96H12V95H10ZM51 96V95H50ZM54 96V95H53ZM53 96H51V97H53ZM159 96V97H158ZM239 96V97H240ZM14 97V95L12 96V98ZM57 97V95L51 100V104H52V107L54 106V107H56V108H58L59 107V105H60V108H61V106H62V104H61V101H60V99L58 98H56ZM62 97V96H61ZM65 97V96H64ZM163 96H161L160 97V99H158V100H161L159 103H160V105H163V104H161V102H163V100L162 99H164V98H162ZM11 98V99H12ZM129 98H130V96H129ZM137 98V97H136ZM155 98V99H156ZM162 98V99H161ZM260 98V99H259ZM10 100V99H9ZM20 100H22V99H20ZM134 100V99H133ZM67 101V100H66ZM156 100H154V102H155ZM168 101V100H167ZM11 102V101H10ZM16 102V101H15ZM62 102H63V100H62ZM166 102V101H165ZM72 103V102H71ZM158 103V102H157ZM66 104V103H65ZM67 104H68V102H67ZM1 105H3V104H1ZM5 105V104H4ZM6 105L8 106V104H7V102H6ZM5 105V106H6ZM15 105V104H14ZM70 105V104H69ZM164 105H165V103H164ZM16 106H18V105H16ZM30 106V107H29ZM64 106V105H63ZM62 106V108L63 109H65V107H67V106H65V107H63ZM14 107V106H13ZM32 107V108H31ZM157 107V106H156ZM2 108V106L0 107V109ZM61 108V109H62ZM55 109V108H54ZM67 109H69V108H67ZM138 109V108H137ZM161 109V108H160ZM171 109V108H170ZM194 110L195 109H198V111H200V112H203L204 110H206V108H200V106L198 105V106H195V108H193ZM6 110V109H5ZM59 110V109H58ZM162 110V109H161ZM193 110V111H194ZM210 110V109H209ZM208 110V111H209ZM214 110V109H213ZM212 109H211V111H213ZM211 111H209V112H211ZM216 111H217V109H216ZM65 112H69V111H65ZM77 112H79V111H77ZM107 112V111H106ZM197 112V111H196ZM198 113V112H197ZM196 113V114H197ZM207 113V112H206ZM219 113V112H218ZM79 114V113H78ZM82 114V113H81ZM97 114V113H96ZM104 114H105V112H104ZM150 114V113H149ZM200 114V113H199ZM207 114H210V113H207ZM0 115H2L3 116V112H2V114H0ZM4 115H5V113H4ZM7 115V116H8ZM49 115V114H48ZM47 115V116H48ZM201 115V114H200ZM221 115V114H220ZM30 116H31V120L29 119L30 118ZM46 116V115H45ZM62 116H63V114H62ZM65 116V118H66V121L65 122H67L68 124H70L69 122L71 121V123L73 124V127H76L77 128V130H79L80 132L82 131V130H84V129H86V128H84V129H82L84 126H83V121H82V119L80 118V117H78V115L76 114H74V115H72V117L71 116H66V115H64ZM81 116V115H80ZM86 116V115H85ZM106 116V115H105ZM108 116V115H107ZM115 116V115H114ZM148 116V115H147ZM161 116H163V115H161ZM194 116V115H193ZM211 116V115H210ZM209 116V117H210ZM226 116V115H225ZM39 117V118H40ZM49 117H51L50 115H49ZM52 117H54V116H52ZM68 117H70V118H68ZM99 117H100V115H99ZM149 117V116H148ZM160 117V116H159ZM159 117L157 118V119H159ZM212 117H213V115H212ZM220 117V116H219ZM223 117V116H222ZM233 117H234V115H233ZM238 117V116H237ZM241 117V116H240ZM45 118V117H44ZM55 118V117H54ZM64 118V117H63ZM85 118V117H84ZM90 118V117H89ZM101 118V117H100ZM199 118V117H198ZM206 118V117H205ZM211 118V117H210ZM224 118V117H223ZM222 118V119H223ZM241 118H243V117H241ZM244 118H246V117H244ZM41 119V118H40ZM46 119V118H45ZM53 118H51V120H52ZM56 119V118H55ZM91 119V118H90ZM104 119H106V118H104ZM184 119V118H183ZM182 119V120H183ZM195 119V118H194ZM249 119V118H248ZM179 120H180V118H179ZM211 120H213V118L211 119ZM243 120V119H242ZM11 121V122H10ZM193 121H195V120H193ZM239 121V120H238ZM42 122V121H41ZM40 122V123H41ZM46 122V121H45ZM88 122V121H87ZM182 122V121H181ZM185 122H189V119H187V121H185ZM185 122H183V123H180V124H184ZM205 122V121H204ZM1 123V122H0ZM15 123H18L17 125H15ZM67 123L65 124L66 126H68V128L67 129H70L69 127V125H67ZM85 123V122H84ZM92 123V122H91ZM104 123V122H103ZM39 124V123H38ZM95 124V123H94ZM157 124V125H156ZM156 124H155V127L156 126H158L159 124V126L160 127H157V130H159V131H157L158 133L157 134H155V137H156V139H157V137H160L161 139H162V137L163 136H167L168 137V132H169V130L170 129H172L174 126H173V124L172 123H170L167 119H165V117H162V118H160L159 119V121L157 120V122H156ZM179 124V125H180ZM192 124H193V122H192ZM205 124V123H204ZM14 125L16 126V128H14ZM71 125V124H70ZM88 126H92V125H89V124H87ZM165 125V126H164ZM212 125H214V124H212ZM49 126V125H48ZM52 126V125H51ZM66 126H65V129H66ZM87 126V127H88ZM181 126V125H180ZM184 127H185V125H183ZM187 126H188V124H187ZM189 126H190V124H189ZM188 126V127H189ZM204 126V125H203ZM202 126V127H203ZM220 126V125H219ZM18 127V128H17ZM45 127H47L46 126V124H45ZM93 127V126H92ZM153 127H154V125H153ZM154 127V128H155ZM176 127V126H175ZM174 127V128H175ZM177 127H179V126H177ZM235 127V126H234ZM39 128H42V127H40V125L38 126V129ZM50 127H48V129H49ZM52 128V127H51ZM59 128H61V127H59ZM72 128V127H71ZM80 128V129H79ZM90 128V127H89ZM182 129L183 127H179V129ZM205 128V127H204ZM207 128V127H206ZM239 128V127H238ZM11 129V128H10ZM10 129H9V131H10ZM48 129H46V131L47 132H49L48 131ZM179 129L178 128H176V130H178L179 131ZM180 129V130H181ZM187 129V128H186ZM200 129V128H199ZM198 129V130H199ZM7 130V129H6ZM32 130V129H31ZM37 130V129H36ZM41 130V129H40ZM52 130V129H51ZM55 130V132H57L56 131V128L54 129ZM61 130V129H60ZM64 130V129H63ZM154 130V129H153ZM183 130H185V128L184 129H182L181 130V134L184 136V134H183ZM234 130V129H233ZM238 130V129H237ZM251 130V129H250ZM39 131V130H38ZM42 131H43V129H42ZM74 131H76V130H74ZM109 131H110V129H109ZM108 131V133L109 134H113V135H117L120 139H119V141L120 142H118V140L117 141H115V144H117V145H120V148H121V150H125V146L124 145H126L127 146V148H126V150H128V149H130L131 150V152L132 153H130V156L129 155H127L126 156V154H125V158H127L128 159V161H130L131 159H129L130 157H132L131 156V154L133 155V153H135V154H137L136 156H139V155H142L141 153H143L144 151L142 150L143 148V145L141 146V143H143V141L141 142V141H139L138 139H137V137H136V139L134 138L135 136H132L133 138H131V135H132V133H131V130H123V128L122 129H120V128H116L115 126H113V125H111V131L109 132ZM144 131V130H143ZM230 131H232V130H230ZM235 131V130H234ZM240 131V130H239ZM242 131V130H241ZM253 131V130H252ZM6 132V131H5ZM11 132V131H10ZM10 132H8V135L9 136H12L13 137V134L12 135H10L9 133ZM68 132H70V130H68ZM73 132V131H72ZM133 132V131H132ZM170 132H172V131H170ZM185 132V131H184ZM197 132V131H196ZM255 132H258V131H255ZM32 133V137L35 139V140H37V133H39V132H37V131H35V132H31ZM66 133V132H65ZM74 133V132H73ZM130 133V134H129ZM189 133V132H188ZM195 133V132H194ZM243 133V132H242ZM259 133H261V132H259ZM7 134V133H6ZM40 134V133H39ZM57 134V133H56ZM55 134V135H56ZM103 134H105V133H103ZM102 134V135H103ZM173 134H175V133H173ZM178 134H179V132H178ZM178 134H175L176 136L178 135ZM234 134H236V131L234 132ZM241 134V133H240ZM245 135H246V133H244ZM60 135H62V133L60 134ZM59 135V136H60ZM69 135V134H68ZM100 135V134H99ZM106 135H107V133H106ZM116 135H115V137H114V139L115 138H117L116 137ZM133 135H136V134H133ZM141 135V134H140ZM182 135H180L181 137V139L183 138L182 137ZM238 135V134H237ZM39 136V135H38ZM64 136H66V139L68 140V138H67V135H63V137ZM130 136V137H129ZM143 136V135H142ZM170 136V135H169ZM179 136V135H178ZM186 136V135H185ZM236 136V135H235ZM248 136V135H247ZM11 137V138H12ZM13 137V138H14ZM44 137V136H43ZM61 137V136H60ZM89 138H90V141L91 142H94L93 140H95V139H93V138H91L90 136H88ZM93 137V136H92ZM101 137V136H100ZM107 137V136H106ZM112 137V138H113ZM166 137V138H167ZM192 137H193V135H192ZM246 137V136H245ZM12 138V139H13ZM27 138V137H26ZM25 138V139H26ZM59 137H57V139H58ZM123 138H125V140H128V138H129V141L127 142V141H125ZM130 138H131V140H130ZM147 138H148V136H147ZM228 138V137H227ZM260 138H262V137H260ZM44 139V138H43ZM65 139V138H64ZM63 139V140H64ZM93 139V140H92ZM102 139V138H101ZM123 139V140H122ZM150 139V138H149ZM148 139V140H149ZM170 139V138H169ZM9 140H10V138H9ZM97 140V139H96ZM152 140H153V143H155L154 142V140H155V138L153 139L152 138ZM167 140H168V138H167ZM180 140V139H179ZM183 141L184 140H189V137H188V139H185V138H183L182 139ZM182 140H181V142H182ZM225 140V139H224ZM8 141V140H7ZM22 141V140H21ZM99 141V140H98ZM97 141V142H98ZM123 141H125V144L123 145ZM176 141V140H175ZM261 141H262V139H261ZM0 142H1V140H0ZM9 142H11V141H9ZM14 142H15V140H14ZM17 142V141H16ZM48 142V141H47ZM97 142L95 143V144H97ZM122 142V143H121ZM127 142V143H126ZM139 142H141L140 144H139ZM152 142V141H151ZM179 142V141H178ZM214 142V141H213ZM227 142V141H226ZM44 143V142H43ZM62 143V142H61ZM78 143V142H77ZM85 141L84 142H82V143H80V145L81 146H84L85 145ZM99 143V142H98ZM147 143H148V145H150L151 146V144H150V142H148L147 141ZM158 143V142H157ZM165 143V142H164ZM171 143V142H170ZM188 143H190V142H188ZM192 143V142H191ZM194 143V145L195 144H197L196 142H193ZM238 143V142H237ZM17 144V143H16ZM19 144V143H18ZM17 144V145H18ZM40 144V143H39ZM67 144H69V142L67 143ZM95 144H92V147H96L95 146ZM113 144V143H112ZM144 144H146V142H144ZM160 144H161V142H160ZM177 144H179V143H177ZM182 145H188V144H183V143H181ZM1 145V144H0ZM15 145V144H14ZM43 145H45V144H43ZM42 145V146H43ZM47 146L45 147V150L43 151V154H42V156H40V157H38L37 158V161H35L34 163H33V166H34V171L36 170V169H39L40 168V166H42V164H43V162H44V160L47 158V159H49V161L51 160V164L50 165H47L46 166V168H45V172H43V171H41V172H39V173H42L41 174V180H42V182H43V185H42V187L41 188H43V187H45L44 186V184L47 182L44 178H51V181L53 182V184H54V188H56V189H58V188H62V191H65L64 193L66 194V193H68L69 194V191H70V193H71V191H72V193L77 197L78 195H80L81 193H79V189H72L73 187H72V185L73 184H75V182H74V179L75 178H77V177H79L78 179H80L81 177H80V175L81 174H86L88 177L86 178L87 180H88V185H91V183H92V180L95 178V174H94V172H92V171H94V170H96V169H94L93 167H92V165L90 164V163H87V166L83 163L82 164V162H84L83 161V159H85L84 157L83 158H81L82 159V162L80 163L79 162V159H78V156L80 155H74L75 154V151H72V152H74L73 153V155H74V157H71V159L69 158V160L68 159H66L65 160V164H63L62 163V165L61 166H58L59 168H56V166H53V164H56V162H54L53 160H54V155H55V153H56V151L58 150V149H56V151H55V153H53L50 149H48L49 148V144H46ZM70 145V144H69ZM94 145V146H93ZM99 145V144H98ZM101 145V144H100ZM153 145V144H152ZM170 145V144H169ZM190 145V144H189ZM210 145V144H209ZM208 145V146H209ZM10 146H12V144L10 145ZM9 146V147H10ZM21 146V145H20ZM81 146L80 147H77V148H80L79 149V151H77V152H80V150H81ZM144 146H147V144L146 145H144ZM150 146H148V147H150ZM176 146V145H175ZM181 146V145H180ZM179 146V147H180ZM215 146V145H214ZM219 146V145H218ZM13 147V146H12ZM58 147V146H57ZM56 147V148H57ZM72 147V146H71ZM123 147H125L124 149H122ZM166 147V146H165ZM177 147V146H176ZM223 148H224V146H222ZM15 148V147H14ZM18 148H21V147H18ZM63 148V147H62ZM69 148V147H68ZM84 148V147H83ZM97 148V147H96ZM117 148V147H116ZM116 148H113L114 150L116 149ZM147 148V147H146ZM153 148H154V146H153ZM153 148H149V149H153ZM168 148V147H167ZM196 148H197V146H196ZM210 148H211V146H210ZM220 148V147H219ZM219 148H218V151H219ZM1 149V148H0ZM60 149V148H59ZM70 149V148H69ZM110 149V148H109ZM112 149V148H111ZM110 149V151H114V150H111ZM148 149V148H147ZM156 149V148H155ZM159 149V148H158ZM180 149V148H179ZM213 149V148H212ZM15 150V149H14ZM53 150V149H52ZM120 150V151H121ZM133 150V151H132ZM177 150V149H176ZM175 150V151H176ZM209 151H210V149H208ZM3 151V150H2ZM61 151V150H60ZM59 151V152H60ZM85 151V150H84ZM105 151L107 152V149H105ZM117 151H118V149H117ZM119 151V152H120ZM129 151V150H128ZM141 151H143V152H140ZM147 151V150H146ZM149 151V150H148ZM148 151L145 153V154H148ZM178 151V150H177ZM213 151H215V150H213ZM212 150H211V152H213ZM18 152H19V149H18ZM86 152H88V151H86ZM86 152H84V153H86ZM102 152V151H101ZM115 152H116V150H115ZM119 152H116V153H114L115 155H117L118 156V154H119ZM125 152V151H124ZM154 152H155V150H154ZM163 152V151H162ZM172 152H173V150H172ZM179 152V151H178ZM1 153V152H0ZM17 153V152H16ZM96 153V152H95ZM118 153V154H117ZM126 153H128V152H126ZM155 153H157V152H155ZM163 153H165V152H163ZM176 153V152H175ZM175 153L174 154H171V155H169L168 153H167V155H169V156H171V159L169 160V157H168V159H167V161H169L171 164H169V166L171 167V166H173V165H175L174 164V162H176L177 160L176 159H178V158H173L172 156H174L175 155ZM2 154V153H1ZM3 154H5L6 155V153H3ZM2 154V155H3ZM10 154V153H9ZM24 154V153H23ZM63 154V153H62ZM77 154V153H76ZM91 155H92V153H90ZM114 154H112L113 156H114ZM135 154H134V157H135ZM139 154V155H138ZM190 154V153H189ZM196 154H197V151H196ZM11 155V154H10ZM19 155H20V153H19ZM19 155L17 156V155H15V156H17V157H19ZM87 155H89V154H87ZM102 155V154H101ZM104 155H106V154H104ZM103 155V156H104ZM109 155V154H108ZM120 155V154H119ZM152 155V154H151ZM155 155V154H154ZM165 155V154H164ZM177 155V154H176ZM178 155H180L181 156V154H178ZM187 155V154H186ZM191 155V154H190ZM195 155V154H194ZM193 155V156H194ZM90 156V155H89ZM88 156V158L90 159L91 157H89ZM123 156H124V154H123ZM129 156V157H128ZM146 156V155H145ZM148 156H150V155H148ZM148 156H146V157H148ZM160 156H162V155H160ZM13 157V156H12ZM94 157V156H93ZM116 157V156H115ZM121 157V156H120ZM133 157V158H134ZM144 157V156H143ZM158 157V158H157ZM178 157V156H177ZM201 157V156H200ZM5 158H7V157H5ZM9 158V157H8ZM51 158V159H50ZM53 158V159H52ZM112 158V157H111ZM121 158H123V157H121ZM124 158V159H125ZM136 158V157H135ZM139 158H140V156H139ZM142 158V157H141ZM164 159H165V157H163ZM180 158V157H179ZM189 158H191V157H189ZM202 158V157H201ZM200 158V159H201ZM209 158H211L210 156H209ZM2 159V158H1ZM4 159V158H3ZM12 159V158H11ZM19 159V158H18ZM89 159H87V160H89ZM138 159V158H137ZM136 159V160H137ZM142 159H144V158H142ZM146 159V158H145ZM148 159V158H147ZM153 159V158H152ZM156 159H160L159 158V156H156ZM163 159V160H164ZM182 159V158H181ZM194 159V158H193ZM208 159V158H207ZM213 159V158H212ZM5 160V159H4ZM9 160H10V158H9ZM15 160H17V159H15ZM14 160V161H15ZM26 160V159H25ZM56 160V159H55ZM94 160V159H93ZM126 160V159H125ZM134 160V159H133ZM139 160H141V159H139ZM138 160V161H139ZM150 160H151V158H150ZM185 160V159H184ZM8 161V160H7ZM28 161V160H27ZM33 161V160H32ZM100 161V160H99ZM127 161V162H128ZM147 161V160H146ZM158 161V160H157ZM179 161V160H178ZM177 161V162H178ZM203 161V160H202ZM201 161V162H202ZM209 161H211L212 162V160H209ZM2 162V161H1ZM11 162V161H10ZM16 162V161H15ZM62 162V161H61ZM64 162V161H63ZM137 162V161H136ZM135 162V163H136ZM139 162H141V161H139ZM142 162H143V160H142ZM141 162V163H142ZM147 162H149V160L147 161ZM160 162V161H159ZM158 162V163H159ZM163 161H161V163H162ZM169 162H165L166 164L167 163H169ZM193 162V161H192ZM198 162H199V160H198ZM205 162H206V160H205ZM217 162H219V161H217ZM223 162V161H222ZM3 163V162H2ZM7 163V162H6ZM14 163V162H13ZM17 163H19V161L17 162ZM16 163V164H17ZM32 163V162H31ZM57 163H58V161H57ZM129 163H131V162H129ZM155 163V162H154ZM206 163H210V162H206ZM5 164V163H4ZM24 164V163H23ZM59 164H60V162H59ZM58 164V165H59ZM78 164H80V165H78ZM150 164V163H149ZM200 164H202V163H200ZM6 165V164H5ZM7 165H10V163L8 164L7 163ZM32 165V164H31ZM135 165V164H134ZM138 165V164H137ZM160 166H161V164H159ZM184 165V164H183ZM163 166H165V165H163ZM175 166H178V165H175ZM174 166V167H175ZM29 167V166H28ZM52 167V168H51ZM162 167V166H161ZM186 167V166H185ZM5 168V167H4ZM134 168V167H133ZM172 168V167H171ZM176 168V167H175ZM9 169V168H8ZM92 169H94V170H92ZM136 169V168H135ZM134 169V170H135ZM165 169H166V167H165ZM169 169V168H168ZM168 169H166V171L168 170ZM173 169V168H172ZM179 169V168H178ZM17 170H18V167H17ZM17 170H15L14 172H16ZM81 170V171H80ZM129 170V169H128ZM159 170V169H158ZM171 170V169H170ZM176 170V169H175ZM185 170V169H184ZM192 170V169H191ZM4 171V170H3ZM19 171V170H18ZM31 171H32V169H31ZM33 171V172H34ZM39 171V170H38ZM139 171H142V170H139ZM145 171V170H144ZM162 171V170H161ZM29 172V171H28ZM37 172V171H36ZM97 171H95V173H96ZM100 172V171H99ZM138 172V171H137ZM136 172V173H137ZM146 172V171H145ZM145 172H144V175H146L145 174ZM157 172H159V171H157ZM163 172V171H162ZM178 172H179V170H178ZM18 173V172H17ZM103 173V172H102ZM146 173H148V172H146ZM152 173V172H151ZM166 172H164L163 174H165ZM168 173V172H167ZM180 173V172H179ZM179 173H176V172H171V173H168V174H165L164 175V177H158V179H160V180H163V179H166L165 181L163 180V181H160L161 183H158L159 181H157V180H155L156 182H157V184H162V185H160L161 186V188L160 187H158V190L160 189V192L161 193H164V194H166V195H169V194H171L172 193V195H169L168 197H169V199L167 200V201H169L170 200V202H174L175 200H176V198H177V200L179 201V199L181 198V197H178L179 195H180V193H178L179 195L178 196H176L175 195V193H174V191L173 190H176L177 188H179V190H178V192H182V190H183V188H180V186H181V184H182V182H183V180H185L184 179V177L186 178V176H183L182 175V173H180L182 176H179L180 174ZM2 174V173H1ZM33 174V173H32ZM31 174V176H33ZM104 174H105V172L102 174V178H100L101 180H103V178H104ZM131 174V173H130ZM137 174H139V173H137ZM149 174V173H148ZM155 174L157 175V173L155 172ZM160 174H162V173H160ZM179 174V175H178ZM183 174H185V173H183ZM190 174V173H189ZM36 175V174H35ZM39 175V174H38ZM36 176V179H35V177H34V179L35 180H37V181H39V179H37V177L38 178H40L39 176ZM92 175H94V176H92ZM143 175V174H142ZM151 175V174H150ZM152 175H154L153 173H152ZM178 175V176H177ZM27 176V175H26ZM160 176H163V175H160ZM10 177V176H9ZM24 177V176H23ZM67 177H69L70 179L68 180V181H65V179L67 178ZM97 177H98V179H99V176H96V180H97ZM147 177L149 178V176L147 175ZM157 177V176H156ZM183 177V178H182ZM191 177V176H190ZM189 177V178H190ZM32 178V177H31ZM49 178V179H50ZM65 178V179H64ZM154 178H155V176H154ZM235 178V177H234ZM1 179H3V177L1 178ZM21 179V178H20ZM33 179V180H34ZM145 179H146V177H145ZM145 179L144 180H142V177H141V180L142 181H145ZM153 179V178H152ZM155 179H157V178H155ZM191 179V178H190ZM14 180H15V178H14ZM13 180V181H14ZM60 180H64V181H60ZM84 180H85V178H84ZM86 180V181H87ZM100 180V181H101ZM105 180H106V178H105ZM108 180V179H107ZM139 180V179H138ZM147 180H149V182H150V179H147ZM232 180V179H231ZM78 181V180H77ZM76 181V182H77ZM98 181V180H97ZM137 181V180H136ZM152 181H154V180H152ZM41 182V181H40ZM41 182V183H42ZM105 182V181H104ZM138 182V181H137ZM209 182V181H208ZM39 183V182H38ZM69 183V184H68ZM79 182H77V184H78ZM107 183V182H106ZM139 183V182H138ZM144 183H146V181L144 182ZM143 183V185L142 186H146L147 184H144ZM152 183V182H151ZM153 183H155V182H153ZM2 184V183H1ZM24 184V183H23ZM27 184V183H26ZM34 184H36L35 182L33 183V185ZM52 184V183H51ZM53 184L52 185H50L49 187H53ZM67 184V185H66ZM83 184V183H82ZM111 184H112V182H111ZM212 184V183H211ZM232 184V183H231ZM20 185V184H19ZM31 185V184H30ZM38 185V184H37ZM39 185H40V183H39ZM38 185V186H39ZM47 185V184H46ZM103 185H105V184H103ZM110 185V184H109ZM115 184H113V185H111V186H114ZM140 185H141V183H140ZM149 185V184H148ZM156 185V184H155ZM215 185V184H214ZM213 185V186H214ZM21 186H23V185H21ZM25 186H27V185H25ZM41 186V185H40ZM66 186V187H65ZM108 186V185H107ZM117 186V185H116ZM141 186V187H142ZM150 186H153V185H150ZM212 186V187H213ZM229 186V185H228ZM30 187V186H29ZM28 187V188H29ZM34 187V186H33ZM47 187V186H46ZM85 187V186H84ZM87 187V186H86ZM105 187V186H104ZM120 187V186H119ZM140 187V188H141ZM157 187V186H156ZM35 188V187H34ZM39 188V187H38ZM41 188H39V189H41ZM88 188V187H87ZM113 188V187H112ZM143 188H145L144 190H147L146 188H147V186L146 187H143ZM217 188V187H216ZM19 189V188H18ZM30 189H31V187H30ZM47 189V191L49 192V190H48V188H46ZM50 189V188H49ZM72 189V190H71ZM121 189H122V186H121ZM150 189H152V188H149L148 190H150ZM153 189H156V188H153ZM163 189V191H161ZM52 190H53V188H52ZM55 190V189H54ZM120 190V189H119ZM129 190V189H128ZM135 190H137V189H135ZM134 190V191H135ZM144 190H143V192H144ZM147 190V192H150V191H148ZM157 190V191H158ZM181 190V191H180ZM7 191V190H6ZM35 191V190H34ZM44 191V190H43ZM51 191V190H50ZM56 191V190H55ZM86 191V190H85ZM95 191V190H94ZM109 191V193L111 194L112 193V189H111V192H110V190H109V186L106 188L105 187V193L107 194V192ZM118 191V190H117ZM121 192L123 191L124 193H126V190H120ZM131 191H133V190H131ZM130 190H129V193L131 192ZM138 191V190H137ZM156 191V190H155ZM1 192V191H0ZM22 192V191H21ZM32 192V191H31ZM41 192H42V190H41ZM46 191H44V193H45ZM54 192V191H53ZM58 191H56V193H57ZM97 192V191H96ZM141 192V191H140ZM140 192H139V194H140ZM143 192H141V193H143ZM146 192V191H145ZM160 192H157V193H159L160 194ZM217 192V191H216ZM219 192V191H218ZM39 193V196L41 195L40 194V191L38 192ZM43 193V194H44ZM51 193V192H50ZM59 193V192H58ZM57 193V194H58ZM70 194V198H71V195H72V198H73V194ZM103 193H104V190H103ZM118 193V192H117ZM128 192H127V194L128 195H126V196H128L129 197V195H132V196H134L133 194H129ZM132 193V192H131ZM133 193H135V192H133ZM221 193H223V192H221ZM49 194V193H48ZM62 194V193H61ZM97 194V193H96ZM109 194V195H110ZM146 194H148V193H146ZM176 194H177V192H176ZM218 194V193H217ZM216 194V196H218ZM223 194H225V196H226V193H223ZM1 195V194H0ZM45 195V194H44ZM54 195V194H53ZM98 195H100L99 193H98ZM105 195V194H104ZM119 195V194H118ZM123 195H125V194H123ZM152 195V194H151ZM215 195V194H214ZM4 196H6L7 197V195H5L4 194ZM38 196V195H37ZM46 196V195H45ZM55 196V195H54ZM83 196V195H82ZM89 196V195H88ZM93 196V195H92ZM91 196V197H92ZM103 196V195H102ZM111 196V195H110ZM144 196V195H143ZM153 196H154V194H153ZM156 196H158L157 194H156ZM161 196V195H160ZM159 196V197H160ZM221 196V195H220ZM223 196V195H222ZM1 197V196H0ZM20 197V196H19ZM44 197V196H43ZM49 197V196H48ZM84 197V196H83ZM94 197V196H93ZM104 197V196H103ZM106 197H109V196H107L106 195ZM116 197V196H115ZM136 197H137V195H136ZM172 197L174 198L173 199V201H172ZM219 197V196H218ZM4 198V197H3ZM10 198H11V196H10ZM15 198V197H14ZM13 198V200H16V199H14ZM45 198V197H44ZM43 198V199H44ZM54 198V197H53ZM109 198H111V197H109ZM144 198V197H143ZM155 198V197H154ZM216 199H217V197H215ZM224 198V197H223ZM4 199H6V198H4ZM9 199V198H8ZM12 199V198H11ZM42 199V200H43ZM49 199H50V197H49ZM55 199V198H54ZM64 199V198H63ZM63 199H61V200H63ZM68 199H69V197H68ZM86 199V198H85ZM88 199V198H87ZM98 199V198H97ZM104 199H106V198H104ZM112 199H113V197H112ZM116 199V198H115ZM139 199V198H138ZM145 199V198H144ZM149 199H150V197H149ZM167 199V198H166ZM165 199V200H166ZM7 200V199H6ZM10 200V199H9ZM47 199H45V201H46ZM71 200H73V199H71ZM124 200V199H123ZM143 200V199H142ZM176 200V201H177ZM217 200H219V198L217 199ZM216 200V201H217ZM3 201H5V200H3ZM19 201V200H18ZM36 201H37V199H36ZM44 201V200H43ZM50 201V200H49ZM52 201V200H51ZM105 201H107V200H105ZM128 201H130V200H128ZM138 201V200H137ZM139 201H141V200H139ZM175 201V202H176ZM1 202V201H0ZM7 202V201H6ZM13 202H16V201H13ZM47 202V201H46ZM53 202V201H52ZM51 202V203H52ZM66 202V201H65ZM81 202V201H80ZM88 202V201H87ZM100 202V201H99ZM103 202V201H102ZM117 202V201H116ZM3 203V202H2ZM9 203V206H10V210H12V211H14L13 209L14 208H12L11 207V205H10V203L11 202H8ZM42 203V202H41ZM48 203V202H47ZM56 203V202H55ZM55 203H54V205H55ZM67 203V202H66ZM65 203V204H66ZM95 203H96V200H95ZM111 203V202H110ZM121 203H122V201H121ZM154 203V202H153ZM166 203V202H165ZM197 203L199 204V201H197ZM197 203H195L194 204V206L192 207V209H190L189 211H187V212H185V211H183V212H180V213H177V215L175 216L176 217V219H177V221H180L179 222V224H181V226H187V225H189L191 222H195V221H198L199 223H200V209L197 207L198 206V204ZM17 204V203H16ZM30 204V203H29ZM44 204V203H43ZM42 204V205H43ZM49 204V203H48ZM53 204V203H52ZM88 204V203H87ZM86 204V205H87ZM102 204V203H101ZM101 204H99V205H101ZM167 204H169V202L167 203ZM5 205L6 204H0V213H2L3 214V212H4V210H6V209H4V207H5ZM12 205H14V204H12ZM18 205V204H17ZM72 205V204H71ZM82 205H84V204H82ZM86 205H84V206H86ZM114 205H116V204H114ZM121 205V204H120ZM125 204H123V206H124ZM146 204L144 203V207L146 208V206L148 207V204L145 206ZM161 205V204H160ZM159 205V206H160ZM164 205H166V204H163V206ZM170 205H171V203H170ZM202 205H204V204H202ZM15 206V205H14ZM33 206V205H32ZM40 206V205H39ZM46 206H48V205H46ZM80 206V205H79ZM79 206H77L76 205V207H79ZM107 206V205H106ZM111 206V205H110ZM150 206V205H149ZM151 206H153L152 205V203H151ZM168 206V205H167ZM7 207H8V205H7ZM17 207V206H16ZM34 207V206H33ZM58 207H59V209L61 208L62 210H66V209H68L70 212H73V213H75V209H76V207H74V208H70V207H68V206H66V205H60V204H58ZM108 207H109V205H108ZM111 207H114V206H111ZM116 208H117V206H115ZM122 207V206H121ZM18 208V207H17ZM104 208V207H103ZM119 208V207H118ZM125 208V207H124ZM132 208V207H131ZM130 207H128V209H131ZM137 208L139 209L140 207H138L137 206ZM136 208V209H137ZM142 208V207H141ZM163 208V207H162ZM161 208V209H162ZM185 208H186V206H185ZM191 208V207H190ZM202 208V207H201ZM35 209V208H34ZM60 209V210H61ZM83 209V212H85L84 211V207L82 208ZM87 209V208H86ZM104 209H107V208H104ZM144 209V208H143ZM143 209H142V211H143ZM188 209V208H187ZM27 210H28V208H27ZM40 210V209H39ZM54 210H56L55 208H54ZM101 210V209H100ZM57 211V210H56ZM102 211H103V209H102ZM116 211H119V210H117V209H115V212ZM123 211V210H122ZM131 211V210H130ZM133 211H136L135 209H133ZM159 211V210H158ZM8 211H6V213H7ZM28 212V211H27ZM58 212H60V211H58ZM62 212V211H61ZM69 212V213H70ZM77 212H78V210H77ZM109 212V211H108ZM113 212H114V209H113ZM141 212V211H140ZM157 212V211H156ZM178 212H179V210H178ZM11 213V212H10ZM56 213V212H55ZM72 213V214H73ZM92 213V212H91ZM99 213V212H98ZM119 213V212H118ZM131 213H133V212H131ZM142 213V212H141ZM149 213H152V215H153V211L152 212H149ZM149 213H148V216H150L149 215ZM14 214H15V212H14ZM23 214H25V212H23ZM56 214H58V213H56ZM78 214V213H77ZM193 215V216H188V215ZM62 215V214H61ZM87 215V214H86ZM85 215V216H86ZM119 215V214H118ZM128 215H130V213L128 214ZM132 215H135V214H132ZM15 215H13V217H14ZM18 216V215H17ZM20 216H21V214H20ZM29 216V215H28ZM42 216H43V214H42ZM136 216H137V213H136ZM135 216V217H136ZM140 216V215H139ZM144 216V215H143ZM142 216V217H143ZM40 217V216H39ZM64 217V216H63ZM69 217V216H68ZM72 217V216H71ZM94 217V216H93ZM127 217V216H126ZM133 217V216H132ZM142 217H141V219H142ZM20 218V217H19ZM18 218V219H19ZM57 218V217H56ZM70 218V217H69ZM90 217H86V219H85V221H86V223H87V221H88V219H89ZM129 218V217H128ZM137 218H138V216H137ZM140 218V217H139ZM138 218V219H139ZM144 218V217H143ZM25 219V218H24ZM41 219V218H40ZM55 219V218H54ZM64 219V218H63ZM91 219V218H90ZM130 219H132V218H130ZM138 219H137V221H138ZM140 219V220H141ZM151 219H153V218H151ZM150 219V220H151ZM237 219V218H236ZM21 220V219H20ZM22 220H23V218H22ZM31 220V219H30ZM29 220V221H30ZM80 220V221H79ZM79 225L80 224H83L82 222H83V218H82V215H81V218L79 217ZM94 220V219H93ZM95 220H96V218H95ZM105 220H107V219H105ZM136 220V219H135ZM135 220H132L133 222L135 221ZM143 220H145V219H143ZM149 220V219H148ZM204 220V219H203ZM228 220V219H227ZM37 222H39V219L38 220H36ZM41 221H42V219H41ZM40 221V222H41ZM55 221V220H54ZM56 221H57V219H56ZM61 221V220H60ZM91 221V220H90ZM5 222V221H4ZM32 222V221H31ZM35 222V221H34ZM37 222H35V223H37ZM92 222V221H91ZM97 222H98V220H97ZM102 222H104V221H102ZM114 222V221H113ZM126 222V221H125ZM139 222V221H138ZM148 222V221H147ZM147 222H146V224H147ZM152 222H154V220L152 221L151 220V223ZM215 222V221H214ZM226 222V221H225ZM224 222V223H225ZM23 223V222H22ZM94 223H96V222H94ZM140 223V222H139ZM138 223V224H139ZM142 223V222H141ZM144 223V222H143ZM3 224V225H2ZM9 224V223H8ZM21 224V223H20ZM28 224V223H27ZM42 224V223H41ZM56 224H57V222H56ZM55 224V225H56ZM93 224V223H92ZM91 224V225H92ZM99 224V223H98ZM115 224V223H114ZM132 224H134V223H132ZM153 224V223H152ZM11 225V224H10ZM17 225V224H16ZM36 225V224H35ZM47 225H49V224H47ZM52 225V224H51ZM77 225V224H76ZM87 225H89L88 223H87ZM175 225H176V223H175ZM177 225H178V223H177ZM177 225H176V227H177ZM1 226H3V227H6V225L3 223V221H2V223L0 224V227ZM40 226V225H39ZM75 226V225H74ZM84 226V225H83ZM52 227V226H51ZM88 227V226H87ZM96 227V226H95ZM201 227H202V225H201ZM207 227V226H206ZM214 227V226H213ZM217 227V226H216ZM215 227V228H216ZM221 227H223V226H221ZM32 228V227H31ZM31 228H30V230H31ZM44 227H42V229H43ZM53 228V227H52ZM77 228V227H76ZM205 228V227H204ZM210 227H208L207 229L209 230V231H211L210 229H209ZM6 229H7V227H6ZM5 228H4V232L6 233V234H3L4 236H6L7 237V239H8V235H10V232L9 233H7L8 231L6 230ZM55 229V228H54ZM178 229V228H177ZM207 229H203L202 228V230L201 231H199L198 232V230H195V232H197L198 234L197 235H194L193 234V232H189V231H187L186 232V234H185V236H186V239H185V241L184 242H180V243H178V242H175V243H177V244H175V245H171V246H169V248L167 249L166 248V251L168 250V254L166 255V256H168L169 255V257H170V259H172L171 260V264H188V262H189V258H190V256L192 255V257L191 258H193V257H195L194 256V254H195V252H198L199 253V251H197V250H199L200 248H201V243L203 242L202 240V238H204V236H206L205 235V233H207ZM77 230V229H76ZM79 230H80V228H79ZM91 230H92V228H91ZM174 230H176V229H174ZM212 230H213V228H212ZM218 230H220V228H218ZM225 230V229H224ZM1 231H2V229H1ZM7 231V232H6ZM104 231V230H103ZM130 231V230H129ZM206 231V232H205ZM42 232V231H41ZM46 232V231H45ZM52 232H54L53 230H52ZM82 232V231H81ZM94 231H92V233H93ZM128 232V231H127ZM194 232V233H195ZM212 232V231H211ZM213 232H214V230H213ZM91 233V234H92ZM96 233V232H95ZM94 233V234H95ZM115 233V232H114ZM114 233H113V235H114ZM129 233V232H128ZM208 233H210V232H208ZM207 233V234H208ZM215 233H216V231H215ZM214 233V234H215ZM1 234V233H0ZM34 234V233H33ZM54 234H55V232H54ZM93 234V235H94ZM135 234V233H134ZM211 235H212V233H210ZM210 234H208L209 236H211ZM2 234L0 235V245H3L5 242H6V240H5V237L3 236ZM23 235V234H22ZM50 235H51V233H50ZM82 235V234H81ZM92 235V236H93ZM125 235H127L126 233H125ZM137 235H139V234H137ZM151 235V234H150ZM4 238H3V237ZM27 236V235H26ZM32 236V235H31ZM31 236H29V237H27L26 239H25V237H22V242L23 243H25L26 241L25 240H28V241H31L32 242V240H33V237H31ZM57 236V235H56ZM84 236V235H83ZM90 236V235H89ZM149 236V235H148ZM208 236V237H209ZM220 236V235H219ZM52 237V236H51ZM94 237H97V236H94ZM101 237V236H100ZM99 237V238H100ZM103 237V236H102ZM142 237V236H141ZM154 237V236H153ZM171 236H169V238H170ZM1 238L3 239V241L5 240V242H3L2 240H1ZM49 238H50V236H49ZM59 238V237H58ZM105 238H107V237H105ZM115 238V237H114ZM44 239H46V238H44ZM111 239V238H110ZM138 240H139V238H137ZM177 239V238H176ZM50 240H51V238H50ZM61 240V239H60ZM92 240V239H91ZM97 240H98V238H97ZM102 240V239H101ZM106 240V239H105ZM207 240V239H206ZM206 240H204V241H206ZM42 241H43V238H42ZM45 241V240H44ZM57 241V240H56ZM96 241V240H95ZM104 241V240H103ZM103 241H102V243H103ZM147 241V240H146ZM8 242V241H7ZM21 242V243H22ZM51 242V241H50ZM85 242V241H84ZM140 242H141V240H140ZM144 242V241H143ZM230 242V241H229ZM22 243V244H23ZM107 243V242H106ZM113 243V242H112ZM134 243H136V242H134ZM43 244V243H42ZM109 244H110V242H109ZM138 244H140V243H138ZM28 245V244H27ZM38 245H40V244H36V243H33V248H37V246ZM63 245V244H62ZM165 245H169V244H166L165 243ZM25 246V245H24ZM30 246V245H29ZM49 246H51V245H49ZM160 246H162V245H160ZM164 246V245H163ZM1 248V254H5L4 256H6V255H8V253L10 252V250H9V248H8V250H6L5 248L4 249H2L3 248V246H0ZM23 247V246H22ZM45 247V246H44ZM100 247V246H99ZM134 247V246H133ZM158 247H159V245H158ZM165 247V246H164ZM31 248V247H30ZM39 248V247H38ZM54 248V247H53ZM65 248V247H64ZM87 248V247H86ZM90 248V247H89ZM2 250H5V251H2ZM103 250V249H102ZM6 251H9L8 253L6 252ZM42 251V250H41ZM40 251V252H41ZM46 251V250H45ZM55 251V250H54ZM158 251H160V250H158ZM157 251V252H158ZM2 252H5V253H2ZM33 254H32V257H33V259L34 260H37V259H40L39 258V255H38V251L37 250H35V249H33V251H31ZM7 253V254H6ZM15 253V252H14ZM43 253V252H42ZM102 253H104V252H102ZM144 253V252H143ZM161 253H162V249H161ZM198 253H196V255L198 256ZM0 254V258H2V259H0L1 261H0V263L1 264H9L10 263V261L8 260V259H10V260H13V262L15 261L14 259H11V258H13V257H15L16 258V255L15 256H13V257H11V258H9L10 257V255H12V254H9L8 256H6V257H8V261L7 260H4V259H6V257L4 258V257H2V255ZM40 254V253H39ZM46 255V254H45ZM57 255H58V253H57ZM64 255V254H63ZM103 255V254H102ZM21 255H19L18 257H20ZM31 256V255H30ZM29 257V256H28ZM41 257V256H40ZM60 257V256H59ZM123 257V256H122ZM25 258V257H24ZM42 258V257H41ZM45 258V257H44ZM99 258V257H98ZM110 258V257H109ZM121 258V257H120ZM196 258V257H195ZM21 259V258H20ZM27 259V258H26ZM102 259V258H101ZM147 259H149V258H147ZM159 259H161V258H159ZM5 262H4V261ZM16 260H17V262H18V259L16 258ZM31 260V259H30ZM61 260H62V258H61ZM161 260H163V259H161ZM195 260V259H194ZM3 261V262H2ZM166 261V263H167V260H165ZM191 261V260H190ZM12 261H11V263H13ZM16 262V263H17ZM21 262V261H20ZM25 262V261H24ZM33 262V261H32ZM135 262V261H134ZM159 262V261H158ZM27 263H28V261H27ZM31 263V262H30ZM139 263H142L141 261L139 262ZM138 263V264H139ZM144 263V262H143ZM13 264H15V263H13ZM18 264V263H17ZM62 264H63V262H62ZM146 264V263H145ZM156 264V263H155ZM159 264V263H158ZM189 264H190V262H189Z\"/></svg>","mask_w":264,"mask_h":264}]
</instances>
